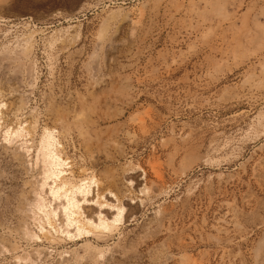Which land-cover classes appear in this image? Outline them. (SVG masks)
<instances>
[{
  "label": "rangeland",
  "instance_id": "1",
  "mask_svg": "<svg viewBox=\"0 0 264 264\" xmlns=\"http://www.w3.org/2000/svg\"><path fill=\"white\" fill-rule=\"evenodd\" d=\"M0 91V264H264V0H0ZM45 127L124 203L114 232L34 224Z\"/></svg>",
  "mask_w": 264,
  "mask_h": 264
},
{
  "label": "bare ground",
  "instance_id": "2",
  "mask_svg": "<svg viewBox=\"0 0 264 264\" xmlns=\"http://www.w3.org/2000/svg\"><path fill=\"white\" fill-rule=\"evenodd\" d=\"M32 38L33 34H30L25 39L26 46L20 42L16 48H6L2 58L15 63L18 70L24 68L23 59L28 56L31 50ZM32 69L33 66L29 64L27 70L31 74L33 73ZM5 104L0 97V130L4 128L2 109ZM27 129L21 122L13 128L7 127L4 132V140L9 143L20 141L17 148L30 155L31 145L29 146L27 139L23 141L28 133L29 129ZM55 131L45 127L43 133L40 134V142L37 144L35 164H30L32 167L35 165L38 169L33 189L34 197L28 208L32 212L31 217L34 224L44 236L48 235L52 239L55 238V235L78 239L84 236L111 233L124 221L126 216L124 203L111 187L107 190L101 188L102 181L94 172L76 178L72 168L73 164H71V160L64 157L63 145ZM185 168L183 167L182 171ZM149 189L144 186L141 191L147 192ZM24 235L27 238L40 239L41 237L38 232L32 231L28 226L24 229ZM262 244L264 245V240ZM93 249L97 256H103L104 249L97 247H93ZM33 261L32 264H35ZM192 264H201V262L193 260Z\"/></svg>",
  "mask_w": 264,
  "mask_h": 264
}]
</instances>
